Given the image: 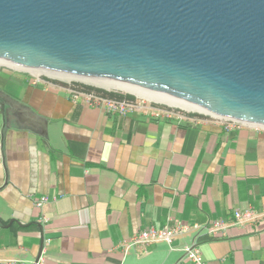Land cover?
<instances>
[{
	"label": "crops",
	"instance_id": "obj_1",
	"mask_svg": "<svg viewBox=\"0 0 264 264\" xmlns=\"http://www.w3.org/2000/svg\"><path fill=\"white\" fill-rule=\"evenodd\" d=\"M14 76L0 83V261L32 264L44 248L43 264H193L163 242L126 255L116 246L167 220L206 226L264 207V132L107 114ZM199 248L202 264H264V223Z\"/></svg>",
	"mask_w": 264,
	"mask_h": 264
},
{
	"label": "water",
	"instance_id": "obj_2",
	"mask_svg": "<svg viewBox=\"0 0 264 264\" xmlns=\"http://www.w3.org/2000/svg\"><path fill=\"white\" fill-rule=\"evenodd\" d=\"M0 60L264 127V0H0Z\"/></svg>",
	"mask_w": 264,
	"mask_h": 264
},
{
	"label": "built area",
	"instance_id": "obj_3",
	"mask_svg": "<svg viewBox=\"0 0 264 264\" xmlns=\"http://www.w3.org/2000/svg\"><path fill=\"white\" fill-rule=\"evenodd\" d=\"M32 76V75H31ZM32 81L35 84H44L52 86L65 91L74 101L80 100L84 104L98 108L107 114L126 116L129 114H140L148 119L154 121L168 120L187 125H196L200 122H208L220 126L223 131H239L251 130L254 132H264V127L251 125L235 120L225 119L209 114L187 111L180 107H172L166 104L143 101L133 96V100H113L107 99L93 93H86L80 88V85L85 84L77 81H63L57 82V79L47 77L45 75L32 76ZM48 199L43 196L35 201V206L40 210L45 206ZM47 218L41 214L38 218V223L46 224ZM264 223V207L255 209L247 207L244 209H235L228 220L216 219L208 223L206 226L198 224H172L167 220L164 226L160 228L150 227L148 229L140 230L133 234L130 238L120 242L116 248L120 250L123 255L128 254L132 250L147 249L152 245L163 242L169 250H179L182 253L183 261L193 264L201 263V252L199 242L201 238L219 239L227 236L230 228L236 227L242 230L254 229L257 230L259 226ZM195 232L196 237L187 245L180 249H176L173 245L177 237ZM44 248H42L39 257L32 262V264H43ZM0 264H22L17 260L0 261ZM177 264H182L179 262Z\"/></svg>",
	"mask_w": 264,
	"mask_h": 264
},
{
	"label": "bare ground",
	"instance_id": "obj_4",
	"mask_svg": "<svg viewBox=\"0 0 264 264\" xmlns=\"http://www.w3.org/2000/svg\"><path fill=\"white\" fill-rule=\"evenodd\" d=\"M1 66L9 67V68L21 71V72H27L33 76L45 75L47 77L57 79L60 81H77V82H81V83H85V84H90V85L96 86L97 88L99 87V88H102V89H105L108 91L109 90L123 91V92H126L127 94H132V95L135 94L134 96L145 98L147 100L154 101L157 103L166 104L168 106L180 107V108L187 110V111H194V112H200V113L208 114L204 110H202V109H200L194 105H191V104L186 103L182 100L173 98L171 96H164V95H160L157 93H151V92H141V91H138V90H135V89L123 86V85L112 84V83H108V82H104V81H99V80H94V79H90V78H86V77H81V76H73V75H68V74H62V73H56V72L34 69L31 67H26V66L14 64V63L2 61V60H0V67Z\"/></svg>",
	"mask_w": 264,
	"mask_h": 264
},
{
	"label": "trees",
	"instance_id": "obj_5",
	"mask_svg": "<svg viewBox=\"0 0 264 264\" xmlns=\"http://www.w3.org/2000/svg\"><path fill=\"white\" fill-rule=\"evenodd\" d=\"M80 88L86 93H93L98 96L105 97L107 99H113V100H133V96L131 95H125V94H118L114 92H107L101 89H97L91 86H84L80 85Z\"/></svg>",
	"mask_w": 264,
	"mask_h": 264
},
{
	"label": "flooded vegetation",
	"instance_id": "obj_6",
	"mask_svg": "<svg viewBox=\"0 0 264 264\" xmlns=\"http://www.w3.org/2000/svg\"><path fill=\"white\" fill-rule=\"evenodd\" d=\"M5 68H7V70H0V83H9V84L13 82L15 83L17 79L14 75L18 70H15L9 67H5ZM7 95L8 94L4 91L2 86H0V98L4 99L5 97H7Z\"/></svg>",
	"mask_w": 264,
	"mask_h": 264
},
{
	"label": "rangeland",
	"instance_id": "obj_7",
	"mask_svg": "<svg viewBox=\"0 0 264 264\" xmlns=\"http://www.w3.org/2000/svg\"><path fill=\"white\" fill-rule=\"evenodd\" d=\"M0 70H7V68H5V66H1L0 67ZM17 74H25L26 76H29V78H31L32 76H31V74L29 73H27V72H25V73H23V72H20V71H17L16 72ZM57 82H63V81H60V80H56ZM65 82V81H64ZM83 84H85V83H83ZM86 86H92V87H94V88H97L96 86H93V85H90V84H85ZM97 89H101V90H104V91H107V92H114V93H118V94H125V95H129V94H127L126 92H123V91H118V90H105V89H102V88H97ZM135 95V94H134ZM138 99H140V100H143V101H150V100H147V99H145V98H141V97H138ZM152 102H154V101H152Z\"/></svg>",
	"mask_w": 264,
	"mask_h": 264
}]
</instances>
